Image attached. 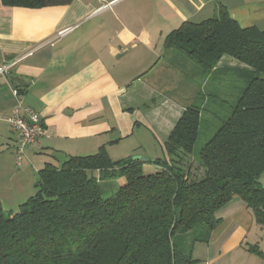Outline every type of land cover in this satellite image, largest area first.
Segmentation results:
<instances>
[{"label": "crops", "instance_id": "obj_1", "mask_svg": "<svg viewBox=\"0 0 264 264\" xmlns=\"http://www.w3.org/2000/svg\"><path fill=\"white\" fill-rule=\"evenodd\" d=\"M220 6L241 28L264 31V0H71L42 8L6 7L0 0L2 207L9 201L18 208L35 191L44 165L59 166L66 156L104 147L118 160L131 155L122 151L128 145H161L165 153L184 110L209 100L202 90L211 76L165 48V38L183 23L213 18ZM243 67L223 57L214 70L220 77V70ZM11 76L27 82L16 86ZM19 102L37 113L45 134L17 167L18 138L6 118ZM218 216L209 242L194 247L196 263L264 264V227L245 202L232 198Z\"/></svg>", "mask_w": 264, "mask_h": 264}, {"label": "trees", "instance_id": "obj_2", "mask_svg": "<svg viewBox=\"0 0 264 264\" xmlns=\"http://www.w3.org/2000/svg\"><path fill=\"white\" fill-rule=\"evenodd\" d=\"M1 2L42 8L71 0ZM164 46L205 72L217 70L223 57L244 66L220 70L238 79L240 94L199 150L198 175H191L190 160L203 109L195 105L176 122L164 158L113 160L101 147L66 156L59 166L46 163L34 195L15 212L0 201V264H196L195 245L209 242L221 222L218 211L234 197L264 227V31L241 28L220 6L209 20L183 23ZM145 165L156 170L146 172ZM120 179L117 192L104 198L101 184Z\"/></svg>", "mask_w": 264, "mask_h": 264}, {"label": "rangeland", "instance_id": "obj_3", "mask_svg": "<svg viewBox=\"0 0 264 264\" xmlns=\"http://www.w3.org/2000/svg\"><path fill=\"white\" fill-rule=\"evenodd\" d=\"M195 63V62H194ZM195 65H197L195 63ZM217 70L211 71V73H216ZM225 72V71H224ZM264 77V75H261ZM209 83L204 88L203 95L205 99H209L203 106L197 101V106H202V117L199 126L198 138L194 146L193 154L191 155L192 169L191 175H198L199 168L197 164V156L201 147L214 135L216 130L220 127V120L226 119L230 115L231 106L234 104V99L240 93L238 91V79L236 80L233 76H214L212 74L209 77ZM187 81L189 79H186ZM185 83V80H184ZM235 84H237L235 86ZM237 87V90H234L233 87ZM135 136L142 137L143 133L141 130L137 131ZM121 148L124 151V154H131L129 156L141 157V159L155 160L157 158H164L163 146L161 145H128L127 149ZM128 157V156H127ZM126 158V157H123ZM196 162H195V161ZM146 172H154L156 169L152 165H145ZM264 175V174H263ZM264 177V176H263ZM124 183V180H111L106 181L101 184L102 195L104 198L112 197L118 190V188ZM35 191L30 195H34ZM28 196L22 199V202L27 200ZM5 212H15L17 210V205H12L9 201H5L3 206ZM199 264V263H196Z\"/></svg>", "mask_w": 264, "mask_h": 264}, {"label": "built area", "instance_id": "obj_4", "mask_svg": "<svg viewBox=\"0 0 264 264\" xmlns=\"http://www.w3.org/2000/svg\"><path fill=\"white\" fill-rule=\"evenodd\" d=\"M4 70V68H0V74ZM13 94L15 97L19 96L17 90H14ZM6 122L18 138L15 164L19 167L25 149L34 143L38 137L43 136L45 129L40 123L37 113L28 107H24L21 102L16 105L11 115L6 118Z\"/></svg>", "mask_w": 264, "mask_h": 264}, {"label": "water", "instance_id": "obj_5", "mask_svg": "<svg viewBox=\"0 0 264 264\" xmlns=\"http://www.w3.org/2000/svg\"><path fill=\"white\" fill-rule=\"evenodd\" d=\"M11 80L13 81L14 85H20V86H24V82H27L26 79L17 77V76H11ZM133 160H141V157H134Z\"/></svg>", "mask_w": 264, "mask_h": 264}]
</instances>
